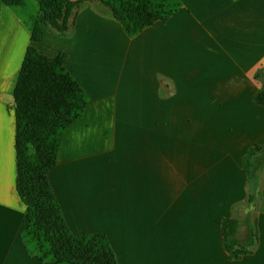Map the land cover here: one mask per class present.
Returning a JSON list of instances; mask_svg holds the SVG:
<instances>
[{
	"label": "crops",
	"instance_id": "1",
	"mask_svg": "<svg viewBox=\"0 0 264 264\" xmlns=\"http://www.w3.org/2000/svg\"><path fill=\"white\" fill-rule=\"evenodd\" d=\"M179 1L132 38L84 1L66 35L43 26L36 43L37 3L0 1V264H49L19 239L12 90L29 46L64 53L88 99L47 175L72 235H104L117 264H264V171L251 253L229 260L221 234L238 219L243 243L251 220L241 159L264 145V0Z\"/></svg>",
	"mask_w": 264,
	"mask_h": 264
},
{
	"label": "trees",
	"instance_id": "2",
	"mask_svg": "<svg viewBox=\"0 0 264 264\" xmlns=\"http://www.w3.org/2000/svg\"><path fill=\"white\" fill-rule=\"evenodd\" d=\"M5 6H23L24 0H0ZM39 8L30 41L40 42L43 26L66 35L74 12L84 1L34 0ZM110 9L112 16L132 38L155 22L176 14L179 0H96ZM64 53L48 58L34 47L26 50L16 77L14 102L16 192L25 205L26 228L19 235L28 254L49 264H117L106 237L102 234L74 236L67 229L48 181L56 165L57 150L65 129L82 117L88 99L63 67ZM264 101V93L260 96ZM241 169L249 186L247 205L253 206L260 176L264 171V145H254L241 159ZM247 217L248 233L243 243L237 240L238 221L223 220L222 244L229 260L251 253L257 232Z\"/></svg>",
	"mask_w": 264,
	"mask_h": 264
},
{
	"label": "rangeland",
	"instance_id": "3",
	"mask_svg": "<svg viewBox=\"0 0 264 264\" xmlns=\"http://www.w3.org/2000/svg\"><path fill=\"white\" fill-rule=\"evenodd\" d=\"M30 1V3H34L33 1H31V0H29ZM34 5V4H33ZM32 6V4L29 6V8ZM12 92H13V90H12ZM12 100H13V98H12ZM13 102V101H12ZM13 105H14V102H13ZM15 185H16V182H15ZM16 194H17V192H16ZM17 196H18V194H17ZM18 198H19V200H20V202H21V204L23 205V207H24V212H23V214H24V218H25V223H26V226H27V220H26V216H25V205L23 204V202H22V200L20 199V197L18 196ZM255 205H256V199H255V201H254V203H253V206L252 207H249V208H251L250 210H252V211H250V212H248V214L250 215V217H251V221H253L254 222V218H255ZM235 220H238V219H235ZM26 226H25V228H26ZM24 228V229H25ZM23 229V230H24ZM22 230V231H23ZM21 231V232H22ZM21 234V233H20ZM19 234V235H20Z\"/></svg>",
	"mask_w": 264,
	"mask_h": 264
}]
</instances>
